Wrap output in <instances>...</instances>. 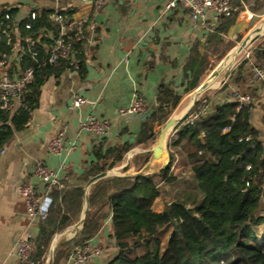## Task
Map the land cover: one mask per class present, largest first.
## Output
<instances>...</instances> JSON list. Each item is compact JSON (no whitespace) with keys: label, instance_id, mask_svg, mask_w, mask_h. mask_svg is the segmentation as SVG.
Listing matches in <instances>:
<instances>
[{"label":"trees","instance_id":"trees-1","mask_svg":"<svg viewBox=\"0 0 264 264\" xmlns=\"http://www.w3.org/2000/svg\"><path fill=\"white\" fill-rule=\"evenodd\" d=\"M68 8L66 12L71 15L75 9ZM263 8L264 0H254L250 5L254 12ZM51 10V7L41 6L34 9V19L26 16L15 21L20 37L29 34L40 38L39 51L35 59L27 53L22 62V67L31 64L33 72L32 79L19 94L17 108L13 112L0 108V145L27 126L39 103L44 81L66 68L62 60L53 64L45 61L46 48L42 47V42L50 43V39L42 34L53 27L48 19ZM16 11L15 7H3L0 20L5 13L15 15ZM236 14L221 16L202 45L206 50L211 47L218 51V58L234 45L235 39L226 40L224 36ZM26 23H30L29 29L25 28ZM199 47L198 43L193 44L185 64L183 78L188 85L185 91L198 86L207 67V53ZM74 48L79 58L77 69L82 75L85 72V42L74 43ZM5 49L4 42H0V51ZM250 60L255 66L264 68V43L252 48L233 69L231 83L242 91L251 87L246 77ZM225 88L224 84L212 92L215 94ZM226 93L231 95L232 90ZM251 93L253 98L257 96L255 88H251ZM182 97L170 82L161 80L157 85L155 103L150 105L148 116L142 120L131 141L105 146L99 140L92 146L94 158L78 179H63L62 186L52 187L46 213L37 225L36 248L31 256L34 264H44L54 236L79 219L84 186L89 179L121 164L133 147L154 143L160 127L180 105ZM253 98L239 110H236L237 102L233 98L211 102L190 125L185 123L186 114L168 137L169 160L160 170L137 177L107 176L90 185L83 224L73 237L54 250L48 264H65L72 247L85 244L99 231L107 217L110 218V235L116 247L115 255L107 264H264V192L261 188L264 141L260 138L262 132L251 123ZM208 103L209 93L201 95L191 112ZM261 121L264 129V104ZM172 148L185 152L194 179L204 194L193 205L174 199L165 203L162 209H156L154 204L160 191L154 177L163 184L176 180L171 170ZM149 156V151L136 153L122 170H128L130 165L136 170L141 169Z\"/></svg>","mask_w":264,"mask_h":264},{"label":"crops","instance_id":"crops-1","mask_svg":"<svg viewBox=\"0 0 264 264\" xmlns=\"http://www.w3.org/2000/svg\"><path fill=\"white\" fill-rule=\"evenodd\" d=\"M58 1L66 9H75L71 15L93 13L97 23L95 39L92 43L83 41L85 72L81 75L78 69L66 67L57 76L51 74L41 86L39 103L33 109L27 126L13 134L6 142L5 152L0 155V264H19L15 240L28 229L37 231V222L26 216L25 204L19 193L22 183L35 182L32 173L37 162L56 169L63 179L76 181L94 158L92 146L96 142L102 140L107 146L132 140L140 128L142 115H121L119 109L128 106L134 93L154 104L161 80L170 82L183 95L177 110L171 114L175 120L184 116L188 107L197 102V99L193 102L195 92L192 91H196L201 83L202 74L198 86L188 91H185L188 85L183 74L193 44H205L211 30L193 27L188 9L180 3L167 8L168 0H104L102 6L94 10L84 0ZM253 1L247 0L236 12L225 39H236L251 20L260 15V10L254 12L250 9ZM54 4L55 0H0V10L15 7V19L21 20L28 16L31 9L52 7ZM250 84L251 87L245 88V91L251 93V88H255L257 95L252 97L251 123L262 132L260 138L264 141L261 121L264 93L253 79ZM226 91L227 87L215 94L209 93V103L205 106L208 108L211 102L229 99L231 95ZM74 93L87 97L89 101L78 107L72 106ZM0 94H14V88L5 76H0ZM185 97H189V101L184 104ZM90 113L109 120L105 135L93 136L80 130L79 121ZM177 122L171 126L169 133L175 130ZM60 131L63 133L62 147L58 153H53L47 143ZM153 145L133 147L125 162L113 169L123 173L122 168L130 163L132 156L143 151L150 152L148 167L164 165L169 160V152L168 155L161 152L156 157L151 151ZM170 151L174 156L171 170L176 179L183 172L193 176L185 152L179 148ZM156 178L159 183L158 177L154 180ZM36 184L41 191L42 186ZM43 201L48 204L49 198L44 196ZM110 233L111 223L107 217L99 231L88 240L102 247L101 254L89 264H107L115 255L116 247ZM57 237L58 234L54 236Z\"/></svg>","mask_w":264,"mask_h":264},{"label":"built area","instance_id":"built-area-1","mask_svg":"<svg viewBox=\"0 0 264 264\" xmlns=\"http://www.w3.org/2000/svg\"><path fill=\"white\" fill-rule=\"evenodd\" d=\"M89 6L96 10L104 3V0H84ZM247 0H168L167 8L176 6L180 3L188 9L193 27L212 30L218 23L221 16H230L240 10V7ZM48 13V19L53 24L42 34L50 39V43L42 42V47L46 48L45 61L53 64L60 60L66 63L69 69L79 68V61L75 56L74 43L79 41L94 42L97 23L93 18V13H85L78 16L68 15L58 0L51 7ZM28 16L32 19L36 17V12L31 9ZM15 16L5 13L0 20V42H4L7 47L0 51V76H5L14 88V94H0V108L13 112L19 105V94L25 85L32 79L33 66L28 64L22 67L25 55L28 53L32 59L38 54V42L40 38H34L27 34L20 37L15 25ZM25 28H30V23L25 24ZM88 33V34H87ZM251 79L257 82L264 93V68L255 66L253 61L248 62ZM230 98L237 102L236 110L248 104L252 96L248 91H242L239 88H233ZM89 100L87 97L74 93L72 96V106L78 107ZM150 103L142 95L133 94L131 102L126 107L119 109V114L127 115L135 113L144 115L150 108ZM207 110L204 105L202 108L187 114L185 123L192 124L194 119ZM80 130H84L90 135H105L109 129V120L99 118L94 114H87L79 121ZM62 131L52 136L48 143V149L53 153H58L62 147ZM6 143L0 145V155L5 152ZM249 166H247L248 168ZM32 175L35 182H24L19 186V193L25 204L26 216L35 222L45 215L48 204L43 201L44 196H48L53 186H62V180L56 169L49 167L41 162H37L33 167ZM36 183L42 186L39 191ZM261 188L264 192V177L261 182ZM50 201V198H49ZM49 203V202H48ZM36 232L34 229H28L15 240V253L20 262L34 264L31 259L36 248ZM102 247L99 244L86 242L83 245L73 246L65 264H89L90 261L100 255Z\"/></svg>","mask_w":264,"mask_h":264},{"label":"rangeland","instance_id":"rangeland-1","mask_svg":"<svg viewBox=\"0 0 264 264\" xmlns=\"http://www.w3.org/2000/svg\"><path fill=\"white\" fill-rule=\"evenodd\" d=\"M256 28L264 30V9L260 10L259 16H255L251 20V22L248 24V26L245 28V30L239 34L240 35L239 39L234 40L235 41L234 45L231 48H229L221 58L217 57L218 51L213 50L211 47H210V49L206 50L201 46L200 49L202 50V52L207 53V67H206V70L202 73L201 82L209 75V73L215 67H217L219 65L220 62L223 61V59L234 48H236L247 36L252 34ZM235 38H237V37H235ZM261 43H264V35H259L253 42H249L247 44V46L244 47L241 51H236L235 53H231L230 57H229V62L226 63L225 60L223 61V63L228 66V69H226L227 74L225 73V71L220 73L216 78H214L211 81V83L216 82V84L211 85V83H210V85L204 91H202L201 95H204L206 93H210L213 90L218 89L219 87H221L224 84L227 87V90H229L231 92V90L233 89V87H232L233 83H231V81H232L231 78L233 76V69L240 62L241 59H243L244 57H246L249 54V52L251 51L252 48H254L255 46H257L258 44H261ZM252 59L255 60L254 58H252ZM246 70H247V76H246L247 80L248 81L250 80V82H251L252 79L250 76V72H249L248 68ZM192 92H196L195 89ZM188 101H189V97H185V98H183L182 103L185 104ZM170 134L171 133H169V132L167 133L166 138H165V145L162 146V154L163 155H168L167 143H168V137L170 136ZM158 136H159V134H158ZM158 136H157L152 148L157 144ZM126 157H127V155H126ZM125 160H126V158H125ZM125 160L123 162H125ZM148 163H149V160H148V162H146V164H148ZM117 166H119V165H117ZM117 166H115L114 168L117 169L116 168ZM136 171H138V170L133 168V165H130V168L124 172L134 173ZM155 181H157V178L155 179ZM158 182L159 183H157V185H158V189L160 191V196L158 199H156L155 204H154L156 209H162L164 207L165 203L170 202L171 200H174V199L181 200V201L185 202L187 205H193V204L199 202L200 199L203 197V194H204V190L202 189V187H200L196 183L197 181L194 179V177L190 173L183 172L182 175H180L179 177L177 176V179L171 184H163L160 180ZM70 225H68V226H70ZM67 227H65V228H67ZM65 228H63L60 232L57 233L58 237H57L56 241L60 240V238H62V236H64V234L66 233ZM71 234H73V231H71Z\"/></svg>","mask_w":264,"mask_h":264},{"label":"water","instance_id":"water-1","mask_svg":"<svg viewBox=\"0 0 264 264\" xmlns=\"http://www.w3.org/2000/svg\"><path fill=\"white\" fill-rule=\"evenodd\" d=\"M254 33V35H253ZM252 34H250L249 36H247L238 46L240 45H246L249 42H253L259 35H264V30H261L259 28H256L253 31ZM227 57V56H226ZM226 57L223 59V61L226 59ZM220 62L219 65L217 67H215L210 73L209 75L199 84V86L196 88V99L197 101H199L200 95L202 93V91H204L211 83V81L216 78L220 73H222L223 71H225V73L227 74V70L228 66L225 65L224 63ZM195 107V104H192L188 107L187 112L185 113V115L189 112H191ZM127 115L130 116H136L137 114L135 113H129ZM184 115V116H185ZM148 116V113L144 114L141 116L142 119H144L145 117ZM184 116H181L178 120H180L181 118H183ZM175 116H170L166 122L162 125V127L160 128L159 131V136H158V141L157 144L152 148V154L155 155L156 157H159V155L162 152V146L165 145V138L166 135L168 133V131L170 130L171 126L174 125L178 120L174 119ZM163 142V144H162ZM168 163V160L165 162L164 165L159 166V167H154V168H150L148 167V164H146L143 168H141L140 170L134 172V173H129V172H124V173H117L114 169L110 168V169H105L101 172H98L97 174L93 175L89 181L85 184V194H84V203H83V209L81 211L80 217L79 219L74 222L73 224H71L70 226H68L66 229V233L64 234V236H62V238H60V240L56 241V238H53L50 249H49V253L47 255L46 261L44 264H48L49 259L51 258L54 250L61 245L62 243H64L65 241H67L68 239H70L71 237H73L76 232L78 231V229L81 227V225L83 224L87 209H88V202H89V194H88V188L90 185L94 184L95 182H97L98 180H100L101 178L107 177V176H112V175H119V176H128V177H137L139 175H144V174H148V173H152L155 171L160 170L161 168L165 167ZM71 231H73V234H71Z\"/></svg>","mask_w":264,"mask_h":264},{"label":"bare ground","instance_id":"bare-ground-1","mask_svg":"<svg viewBox=\"0 0 264 264\" xmlns=\"http://www.w3.org/2000/svg\"><path fill=\"white\" fill-rule=\"evenodd\" d=\"M254 35V34H253ZM247 46V44L246 45H240V46H237L236 48H234L228 55H227V57H226V59H225V62L226 63H228L229 62V57H230V54L231 53H235L236 51H241L244 47H246ZM193 98V102L196 100V95L194 94V96L192 97ZM193 102H191V104L193 103ZM162 144H163V142H162Z\"/></svg>","mask_w":264,"mask_h":264}]
</instances>
